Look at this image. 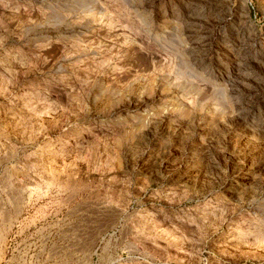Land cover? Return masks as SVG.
<instances>
[{
	"label": "rangeland",
	"instance_id": "374dc122",
	"mask_svg": "<svg viewBox=\"0 0 264 264\" xmlns=\"http://www.w3.org/2000/svg\"><path fill=\"white\" fill-rule=\"evenodd\" d=\"M0 264H264V0H0Z\"/></svg>",
	"mask_w": 264,
	"mask_h": 264
}]
</instances>
